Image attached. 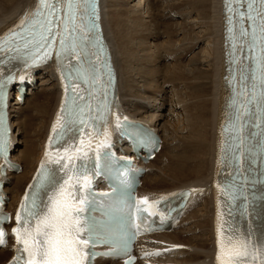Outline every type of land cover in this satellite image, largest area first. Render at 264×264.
<instances>
[{
    "label": "snow or ice",
    "instance_id": "1",
    "mask_svg": "<svg viewBox=\"0 0 264 264\" xmlns=\"http://www.w3.org/2000/svg\"><path fill=\"white\" fill-rule=\"evenodd\" d=\"M37 3L34 10L29 9L24 14L17 29L0 39V56H6L10 61H22L25 70L47 63L54 56L61 66L65 97L45 147V161L37 169L15 213L11 234L17 255L10 264H89L95 256L90 248L99 241L84 213L91 194L93 172L100 174L107 157L100 149L108 146V128L103 129V140L93 144V138L100 136L97 123L104 121L106 124L107 114L111 111L107 97L114 77L110 64L101 59L105 49L99 35L97 0H37ZM226 7L232 13L229 20L242 25L239 49L243 51L247 47L251 54L247 58L256 62L258 76L253 75L251 79L259 80L260 92L257 95L255 83L250 93L247 88L242 93L237 92L242 101L232 125L234 141L225 149L226 163L234 168V172L232 182L221 187L229 202L227 213L220 211L218 201L216 261L217 264H264V240L257 241L252 233L237 229L232 219L234 207L241 208L251 217L256 204L255 185L264 184V172H257L252 177L243 168L245 157L252 155L255 147L249 141L256 134L249 133L246 139L244 131L252 104L257 105L258 143H264V0H226ZM90 46H100L99 53L90 52ZM233 47L236 48L235 43ZM65 60L67 64L63 63ZM13 78L9 75L7 79H0V161L7 160L9 155L6 85ZM82 85L87 86V94H82ZM101 91L103 100L94 105L93 98ZM228 152L230 156H227ZM260 161L264 164V155ZM2 173L3 164H0ZM260 201L264 202V193L260 195ZM2 203L3 197H0ZM135 205H144L139 211L153 214L148 197L135 201ZM135 205L133 212L138 221V235L142 220ZM8 220L9 217L0 211V246L6 243L3 225Z\"/></svg>",
    "mask_w": 264,
    "mask_h": 264
},
{
    "label": "bare ground",
    "instance_id": "2",
    "mask_svg": "<svg viewBox=\"0 0 264 264\" xmlns=\"http://www.w3.org/2000/svg\"><path fill=\"white\" fill-rule=\"evenodd\" d=\"M177 1L176 4H169V8L174 9L181 18L186 16L188 19L190 16L191 21L184 20L178 26L170 24L164 28L165 24H161L160 21L156 22L155 17L158 15L156 10L159 7H152L151 2L153 0H142L140 3H145L146 6L144 5L143 9L137 10L138 13L136 11L135 13L129 12L125 8L121 11L113 10V12L111 9L108 11L106 8L116 4L117 1L100 0L101 23L106 40L110 44L112 61L116 71L120 112L147 122L148 127L156 132L159 130L163 132V138L160 134L161 148L148 163L147 172L141 177L139 193L147 197H154L179 186H188L191 189V197L184 210V215L179 220L180 224L187 220L181 229H184L186 224H190L188 229L185 232H178L176 229L173 230L176 228L173 227L167 233L140 238L137 242L138 253L146 250L151 251V255H147L150 258H143L141 262L144 264H217L218 199L215 185L217 181L218 123L222 110L221 99L223 95L221 79L223 52L222 6L221 0ZM34 4L35 0H0V34L13 23L18 14L23 10L27 12L32 9ZM147 7L152 11L150 9L146 10ZM149 15L150 17L153 15L156 29L150 28L153 26V21L149 20ZM196 26L200 29V32L194 34L193 31ZM160 28H163L164 32ZM170 28H177V32L171 34ZM179 32L183 35L184 39L182 40H184L185 46L181 45V41L178 44L171 38ZM160 35L163 39L168 40L165 42L162 40L161 45H157L155 39ZM144 39L153 41V47L146 48V43L142 44ZM201 42L205 45L203 52L201 51L203 59L200 60L199 53L194 54L191 58L189 57L187 66L190 65V69H187L186 65L182 66L180 64L173 65L169 70H166L168 68L164 66L165 68H163L167 74L169 73V77L165 75L161 77L162 80L157 81L158 76H162L164 72L162 65H165L169 60L177 63L178 59L189 56L192 48ZM167 52L169 56L164 54ZM151 61H157L161 65L160 69L144 70L139 66H147ZM129 64H133L135 67L138 65L135 73L132 74L127 69ZM203 65H207L206 69H202L201 66ZM41 70L45 71L50 80L53 76L54 81H51L52 91L43 95L42 99H35L29 104L26 103V105H21L15 100L8 105L11 119L9 135L13 144L9 158L15 161L10 165L15 169L18 168V171L12 172L8 175V178L6 177L4 191L9 196L7 208H13L16 205L38 159L45 149L46 135L60 101L61 87L53 68L44 66ZM142 71L145 73L143 74ZM152 79L155 85H151L150 88L157 90L160 87L158 95L153 99L145 92L148 89L146 83L150 84L149 81H152ZM141 83L144 87L140 85ZM176 84L181 85L182 90L180 92L175 88ZM164 85H170L171 90L164 88ZM130 91H133V93L129 94ZM168 92L171 94V108H174L175 102V108L179 109L178 111L182 115L181 120L180 115L174 116V120H178L177 124L169 118L171 113H168V116L162 113L159 114V111L164 107V97L169 94ZM139 100L147 102L138 103ZM149 100L152 102H148ZM136 104H140L139 107ZM21 116V121H18V117ZM161 119H165V124L162 127H160ZM20 122L21 124H18ZM179 125H182V130L187 129L189 133L183 138L174 137L176 145L172 154H169L172 147H169L168 144V134L174 129V126ZM16 127L19 130L17 135L22 136L23 140L20 138V141H18V136L14 134ZM177 133H179L178 129ZM17 143H23L24 147L20 150L21 152L19 151L15 155ZM165 153L169 155H167L165 164L163 161L161 172L159 175H155L154 178L151 177L150 175H153L154 171L149 170H152L151 167L153 166L157 167L156 164ZM17 154L19 157H16ZM157 169L160 168L157 167ZM102 185L103 183H100L97 187L102 188ZM148 187L151 188V191L146 189ZM199 195H202L199 209L189 212V206L193 203L195 197L197 198ZM219 209L222 211L220 201ZM222 217L223 215L221 220ZM183 233L190 236L181 239L180 235H183ZM256 239L257 241L264 240V235L260 233ZM8 254L6 248L0 250V264L7 258ZM4 256L6 257L4 258ZM95 264L118 263L114 260L97 258Z\"/></svg>",
    "mask_w": 264,
    "mask_h": 264
},
{
    "label": "rangeland",
    "instance_id": "3",
    "mask_svg": "<svg viewBox=\"0 0 264 264\" xmlns=\"http://www.w3.org/2000/svg\"><path fill=\"white\" fill-rule=\"evenodd\" d=\"M117 1V3L116 4H114V5H111V6H108L107 8H106V10L108 9V11H110V9L113 11H121V10H124L123 8H125V10L126 9H128L127 11H129V12H132V13H135V11H136V13H138V11L137 10H139L140 8L141 9H143L144 7V5H145V3H140L142 0H116ZM178 1L177 0H153V2H151V5H152V7L153 8H157V7H159L157 10H156V12H157V17H155L156 18V22H159L160 21V23L161 24H165L164 25V28L166 27V26H168V25H170V24H173V25H175L176 24V26H178V25H180V23L181 22H183L184 20H188V21H191L190 20V16L188 17V19H187V17L186 16H183L182 18L181 17H179V14L177 13V12H175L174 11V9H170L169 8V4H176ZM140 4V5H139ZM146 6V5H145ZM148 9H150L149 7H147L146 8V10H148ZM145 10V11H146ZM166 10V11H165ZM107 11V12H108ZM113 11V12H114ZM150 11H152L151 9H150ZM131 13V14H132ZM174 13V14H173ZM111 13L109 12V15H110ZM163 15V16H162ZM152 17H150V15H149V20H151V22L153 21V26L152 27H150L151 29H154L155 28V26H154V18H153V15H151ZM160 16H162L161 18H160ZM144 20H147V19H145V18H143ZM151 29H149L150 31H151ZM156 29V28H155ZM161 30H163V32H164V29L163 28H160ZM169 31H170V33L171 34H174V33H176L177 32V28H170L169 29ZM200 32V29H198L197 28V26L195 27V29H194V31H193V33L195 34V33H199ZM172 38V40H174V41H176V43H178L179 44V42L181 43V45H184L185 44V42H184V40H182V39H184L183 38V35L182 34H180V32L177 34V35H175L174 37L172 36L171 37ZM165 39V38H164ZM163 39V37H162V35H160L158 38H156L155 39V42H157V45L158 44H160L161 45V43H162V40H163V42H165V41H167L168 39H165L164 40ZM150 40H148V39H144V40H142V44H145V47L146 48H152L153 47V41L151 42V45H150ZM149 44V46H148V44ZM177 44V46H179ZM186 44H187V42H186ZM152 46V47H151ZM185 46V45H184ZM203 47L205 48V45L204 44H202V42L201 43H198V44H196L195 45V47L194 48H192V50H191V53L189 54V56L187 55L186 57H184V58H181V59H178V61H177V63H173V61H171V60H169V61H167L166 63H165V65H162V68L165 66L166 68H168V69H166V70H169V68L170 67H172L173 65H178V64H180V65H186V68L188 69L189 68V66H187L188 65V61L187 60H189L190 58H191V56H193L194 54H197V53H199L200 54V60H201V51L203 50ZM203 52V51H202ZM171 53V52H170ZM164 54H166L167 56H169L168 54V52L167 53H164ZM163 55V54H162ZM171 55V54H170ZM173 55H175V54H173ZM199 56V55H198ZM180 57H181V55H180ZM190 57V58H189ZM203 59V58H202ZM134 64V63H133ZM133 64H129L128 65V67H127V69L128 70H130V72L133 74V73H135L136 71H135V69H136V67L138 66V65H136V67H135V65H133ZM150 64V65H149ZM141 68H143L144 70H157V69H160V67H161V65L159 64V63H157V61H151L150 63H148V65L146 66H144V65H139ZM164 67V68H165ZM202 67V69H206L205 67H207V65H203V66H201ZM204 67V68H203ZM161 68V69H162ZM163 68V69H164ZM191 68V67H190ZM189 68V69H190ZM143 72V74L145 73L144 71H142ZM163 75L162 76H158V79H157V81H159V80H162L161 79V77H163V76H168L169 77V73L167 74L166 73V71H165V69H164V72L162 73ZM153 76V75H152ZM151 76V77H152ZM51 81L52 80H50L48 77H47V74L46 73H39V74H37V81H36V83H35V86L33 87V89L32 90H30V91H28V93L25 95V97L23 98V101H24V103L22 104L21 103V105H26V103H31L32 101H34L35 99H42V96L43 95H46L48 92H50V91H52V87H51ZM148 80L146 79V82H147ZM150 82V84H148V83H146V87H148V89L145 91V92H147V94H149V96H150V98L151 99H153V98H156V96L158 95L157 93H159V88L160 87H158V89L157 90H155V89H151L150 87H151V85H155V82L153 81V79H152V81L150 80L149 81ZM165 84V83H164ZM168 84V83H167ZM142 87H144L143 86V83H141L140 84ZM148 85V86H147ZM150 85V86H149ZM164 88H166V89H168L169 91L171 90V86L170 85H164L163 86ZM170 87V88H169ZM176 89H178L179 90V92L182 90V87H181V85H177L176 84V87H175ZM149 89H151V90H149ZM152 91V92H151ZM133 93V91H130L129 92V94H132ZM178 92V91H177ZM136 92L134 91V94H135ZM169 93V92H168ZM174 93H175V91H174ZM160 99L162 98L161 96L159 97ZM165 98V100L163 101V105H164V107H163V109H161L160 111H159V114H165V115H167L168 116V113H171L170 115H169V118H171L172 119V122H174V123H176L177 124V122H178V120H174V116H178V115H180L179 117H180V120L182 119V115H181V113L178 111L179 109H177V108H175L176 106H175V102H174V108H171V104H170V99H171V94L169 93L167 96H165L164 97ZM122 100V99H121ZM174 100V99H173ZM172 100V101H173ZM145 102H147V101H143V100H139L138 101V103H145ZM148 102H152V101H148ZM150 103H148V104H150ZM139 105L140 104H136V106L137 107H139ZM151 105V104H150ZM168 107V108H167ZM172 109H173V111H172ZM19 119H18V121L20 120L21 121V119H22V116L21 117H18ZM162 120V119H161ZM164 120L165 119H163L162 121H161V123H160V127H162L163 126V124H165L164 123ZM18 124H21V122L20 123H18ZM17 128V129H16ZM15 128V135H17L18 134V132H19V130H18V127H16ZM182 128V125H179V126H174V129L173 130H171L170 131V134H168L169 136V138H168V144H169V147H172V149H171V151H170V153L169 154H172V152H173V149L175 148V145H176V143H174V137H177V138H183L184 136H187L188 135V133H189V131L186 129V130H182L181 129ZM162 129V128H161ZM177 129L179 130V133H177ZM162 132V130H159V133L162 135V138H163V132ZM18 136V135H17ZM18 141H20V138H22V140H23V137L22 136H18ZM170 145H172V146H170ZM23 147H24V145H23V143H17V147H16V152L14 153L15 155H16V153H18L20 150H22L23 149ZM21 152V151H20ZM20 154V153H19ZM169 154H167V153H165V155H163V157L160 159V161H158V164H156V166L158 167V168H160V169H157V167H151V169L152 170H150V171H154V174L153 175H150L151 177H153L154 178V176L155 175H159V173L161 172V168H162V164H163V161H164V164L166 163V160H167V155H169ZM16 157H19V155L17 154V156ZM145 186V185H144ZM150 186V185H149ZM145 187H147V186H145ZM147 190H149V191H151V188L150 187H148V188H146ZM200 198V199H199ZM196 199H198V200H196ZM195 200L196 201H194L193 203H192V205H191V207H190V209H189V212L190 211H192V210H197V209H199V207L198 206H200V201H201V195H199L197 198H196ZM199 214V213H198ZM201 214V213H200ZM186 221L187 220H185V221H183L182 223H181V225L179 226V227H177L176 228V231H183V232H185L187 229H188V226L190 225V224H186V227L184 228V229H181L184 225H185V223H186ZM191 222V221H190ZM184 224V225H183ZM197 234H198V232H196ZM199 235V234H198ZM190 235H187V234H184L183 233V235H180V238L181 239H186L187 237H189ZM6 256H4V258H5ZM2 261V260H1Z\"/></svg>",
    "mask_w": 264,
    "mask_h": 264
}]
</instances>
